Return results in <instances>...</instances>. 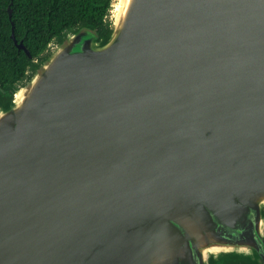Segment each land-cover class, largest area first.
<instances>
[{"label":"water","instance_id":"1","mask_svg":"<svg viewBox=\"0 0 264 264\" xmlns=\"http://www.w3.org/2000/svg\"><path fill=\"white\" fill-rule=\"evenodd\" d=\"M111 6L0 107V264H264V0Z\"/></svg>","mask_w":264,"mask_h":264},{"label":"trees","instance_id":"2","mask_svg":"<svg viewBox=\"0 0 264 264\" xmlns=\"http://www.w3.org/2000/svg\"><path fill=\"white\" fill-rule=\"evenodd\" d=\"M112 0H0V107L29 79L46 58L51 44L61 42L80 25H91L106 38L111 32ZM12 8V17L8 8ZM15 36L31 56L19 50Z\"/></svg>","mask_w":264,"mask_h":264},{"label":"rangeland","instance_id":"3","mask_svg":"<svg viewBox=\"0 0 264 264\" xmlns=\"http://www.w3.org/2000/svg\"><path fill=\"white\" fill-rule=\"evenodd\" d=\"M113 14H114V12H113V8H112V12H111V15H110L112 21L114 20V19H113ZM54 47H55V44H51L50 47H49V50L52 51V49H53Z\"/></svg>","mask_w":264,"mask_h":264}]
</instances>
